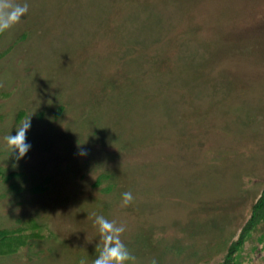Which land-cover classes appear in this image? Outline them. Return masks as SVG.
I'll return each instance as SVG.
<instances>
[{
  "label": "rangeland",
  "instance_id": "obj_1",
  "mask_svg": "<svg viewBox=\"0 0 264 264\" xmlns=\"http://www.w3.org/2000/svg\"><path fill=\"white\" fill-rule=\"evenodd\" d=\"M0 34V264H92L95 217L137 264H219L264 190V0H16ZM30 118V150L5 136ZM134 199L121 207L122 194ZM35 232V231H34ZM261 224L242 264H264Z\"/></svg>",
  "mask_w": 264,
  "mask_h": 264
},
{
  "label": "clouds",
  "instance_id": "obj_2",
  "mask_svg": "<svg viewBox=\"0 0 264 264\" xmlns=\"http://www.w3.org/2000/svg\"><path fill=\"white\" fill-rule=\"evenodd\" d=\"M28 9L27 3L20 4L16 0H0V34L19 24ZM30 127L31 121L28 118L16 128L15 135L10 133L4 138L11 153H17V159H22L31 148V145L27 143L26 135ZM133 199L131 192H124L121 207L129 206ZM94 223L98 228L103 247L92 264H137L136 257L121 239L122 234L126 231L125 225L109 221L103 215H97ZM151 264H157L156 260L153 259Z\"/></svg>",
  "mask_w": 264,
  "mask_h": 264
},
{
  "label": "trees",
  "instance_id": "obj_3",
  "mask_svg": "<svg viewBox=\"0 0 264 264\" xmlns=\"http://www.w3.org/2000/svg\"><path fill=\"white\" fill-rule=\"evenodd\" d=\"M15 176L5 175L0 168V178L9 179ZM264 223V190L256 201L248 222L243 226L236 238L227 247L219 264H242L245 245L252 240L256 229ZM46 228L34 219L22 221L14 228L0 229V257L13 256L28 248L33 240L39 239ZM35 231V232H34ZM264 241V234L259 242Z\"/></svg>",
  "mask_w": 264,
  "mask_h": 264
}]
</instances>
